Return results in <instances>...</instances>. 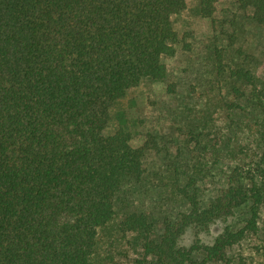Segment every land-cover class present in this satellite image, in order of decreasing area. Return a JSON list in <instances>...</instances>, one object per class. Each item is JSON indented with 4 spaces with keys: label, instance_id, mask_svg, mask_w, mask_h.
I'll list each match as a JSON object with an SVG mask.
<instances>
[{
    "label": "trees",
    "instance_id": "obj_1",
    "mask_svg": "<svg viewBox=\"0 0 264 264\" xmlns=\"http://www.w3.org/2000/svg\"><path fill=\"white\" fill-rule=\"evenodd\" d=\"M218 1L199 0L202 15L211 17ZM235 3L264 26V0ZM186 5L0 0V264H127L100 258L112 225L137 253L131 264H264L262 160L249 170L238 161L210 200L197 181L206 165H195L185 184L173 174L171 197L181 207L159 232L150 211L118 207L122 193L144 180L152 140L135 145L124 127L106 135L111 105L143 78L165 79L163 57L179 42L172 17ZM231 73L253 81L248 70ZM256 95L264 102V85ZM242 206L248 216L233 224ZM219 221L229 222L203 241ZM252 236L263 262L241 247Z\"/></svg>",
    "mask_w": 264,
    "mask_h": 264
},
{
    "label": "rangeland",
    "instance_id": "obj_2",
    "mask_svg": "<svg viewBox=\"0 0 264 264\" xmlns=\"http://www.w3.org/2000/svg\"><path fill=\"white\" fill-rule=\"evenodd\" d=\"M172 20L179 42L174 55L163 57L167 76L143 78L113 102L104 130L110 135L124 127L135 145L152 140L144 180L122 193L125 200H118V207L121 212L150 211L160 221L158 232L162 220L181 207L169 188L176 172L185 184L195 175V165H206V177L197 181L202 196L210 200L238 161L247 170L261 160L264 165V102L256 95L264 85V26L253 20L251 9L240 8L235 0H219L211 17L202 15L199 0H187L186 8ZM237 68L250 71L253 81L232 76L231 69ZM260 213L264 228V204ZM247 216L248 207L242 206L232 223L239 225ZM228 222L219 221L202 232L203 241L212 242ZM105 231L100 258L131 264L137 253L129 238L121 237L116 225ZM193 237L189 231L183 242L188 245ZM258 239L252 236L241 247L263 262L255 248Z\"/></svg>",
    "mask_w": 264,
    "mask_h": 264
}]
</instances>
